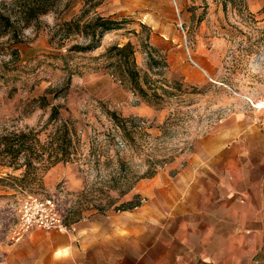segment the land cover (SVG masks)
<instances>
[{"label":"rangeland","instance_id":"obj_1","mask_svg":"<svg viewBox=\"0 0 264 264\" xmlns=\"http://www.w3.org/2000/svg\"><path fill=\"white\" fill-rule=\"evenodd\" d=\"M83 9L67 12L62 1L21 42L0 37V133L33 129L47 146L67 120L79 140L74 160L36 179L15 181L23 168L0 164V264H44L42 245L60 232L12 240L30 195L54 198L75 224L142 204L128 196L158 174L211 168L263 198L264 0H103L88 16L121 26L93 49L69 50L88 38L64 34L62 21ZM127 43L121 58L114 47Z\"/></svg>","mask_w":264,"mask_h":264},{"label":"crops","instance_id":"obj_2","mask_svg":"<svg viewBox=\"0 0 264 264\" xmlns=\"http://www.w3.org/2000/svg\"><path fill=\"white\" fill-rule=\"evenodd\" d=\"M219 176L211 168L156 175L128 196L146 197L142 204L49 236L44 264H264V189L257 198Z\"/></svg>","mask_w":264,"mask_h":264},{"label":"trees","instance_id":"obj_3","mask_svg":"<svg viewBox=\"0 0 264 264\" xmlns=\"http://www.w3.org/2000/svg\"><path fill=\"white\" fill-rule=\"evenodd\" d=\"M62 1H65V10L73 11L83 2V13L74 15L70 19H63L61 29L64 34H83L88 38L85 45L73 44L69 50L87 51L98 46L104 33L121 26V22L111 16L96 15L89 17L90 8L99 5L103 0H11L0 4V37L11 35L14 43L22 41V31L39 21L42 15L57 11ZM124 46H115L126 58ZM12 54L20 57L18 49H12ZM59 109L54 107L53 115L58 116ZM78 139L75 138V127L66 121L56 127L51 134L47 146H42L33 129L28 131H7L0 133V164L22 169L20 177H10L15 181H28L39 176L38 170L47 168L51 164L74 160L78 152ZM23 160L22 162H20ZM136 204L128 203L126 207L132 208Z\"/></svg>","mask_w":264,"mask_h":264},{"label":"built area","instance_id":"obj_4","mask_svg":"<svg viewBox=\"0 0 264 264\" xmlns=\"http://www.w3.org/2000/svg\"><path fill=\"white\" fill-rule=\"evenodd\" d=\"M34 228L69 231L73 224L68 223L54 198L30 195L19 208L18 222L11 231V238L20 240Z\"/></svg>","mask_w":264,"mask_h":264},{"label":"bare ground","instance_id":"obj_5","mask_svg":"<svg viewBox=\"0 0 264 264\" xmlns=\"http://www.w3.org/2000/svg\"><path fill=\"white\" fill-rule=\"evenodd\" d=\"M257 106H258L259 108H264V100L259 101V102L257 103Z\"/></svg>","mask_w":264,"mask_h":264}]
</instances>
